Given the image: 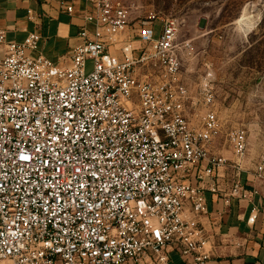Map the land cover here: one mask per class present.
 <instances>
[{"label": "built area", "instance_id": "1", "mask_svg": "<svg viewBox=\"0 0 264 264\" xmlns=\"http://www.w3.org/2000/svg\"><path fill=\"white\" fill-rule=\"evenodd\" d=\"M57 1L73 13L78 0ZM84 1L68 66L38 52L40 33L0 28V261L208 264V193L227 206L258 193L264 148L245 168L247 133L224 131L211 66L187 79L178 18Z\"/></svg>", "mask_w": 264, "mask_h": 264}, {"label": "rangeland", "instance_id": "2", "mask_svg": "<svg viewBox=\"0 0 264 264\" xmlns=\"http://www.w3.org/2000/svg\"><path fill=\"white\" fill-rule=\"evenodd\" d=\"M145 10L180 22L178 43L185 74L193 85L213 71L215 109L224 131L242 128L248 149L242 162L252 169L264 148V0H142ZM161 24L156 22V36ZM92 61L87 71L92 70ZM224 144V137L221 139ZM225 153H233L226 145ZM2 262L11 261L3 260Z\"/></svg>", "mask_w": 264, "mask_h": 264}, {"label": "crops", "instance_id": "3", "mask_svg": "<svg viewBox=\"0 0 264 264\" xmlns=\"http://www.w3.org/2000/svg\"><path fill=\"white\" fill-rule=\"evenodd\" d=\"M74 4V12L69 13L57 0H0V28L6 30L7 39L16 41L40 33L38 52L68 66L73 48L82 42L79 31L86 25L82 13L89 9L84 0ZM242 179L246 182V172ZM253 184L258 193L249 200L234 199L228 206L208 193L210 214L204 225L213 245L208 264H264V185ZM252 211L257 218L249 222ZM170 264H186V260L172 251Z\"/></svg>", "mask_w": 264, "mask_h": 264}, {"label": "bare ground", "instance_id": "4", "mask_svg": "<svg viewBox=\"0 0 264 264\" xmlns=\"http://www.w3.org/2000/svg\"><path fill=\"white\" fill-rule=\"evenodd\" d=\"M2 264H11V263H9V262H2Z\"/></svg>", "mask_w": 264, "mask_h": 264}]
</instances>
